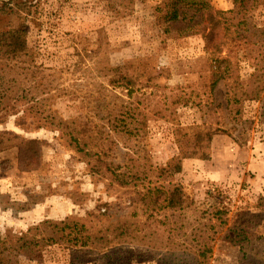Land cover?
I'll return each mask as SVG.
<instances>
[{
  "label": "rangeland",
  "instance_id": "374dc122",
  "mask_svg": "<svg viewBox=\"0 0 264 264\" xmlns=\"http://www.w3.org/2000/svg\"><path fill=\"white\" fill-rule=\"evenodd\" d=\"M116 1L0 0V33L22 20L28 42L18 60L0 49V243L44 219H68L85 233H103L97 252L51 244L14 264H264V209L255 205L264 197V117L260 101L241 94L263 80L255 78L257 53H238L241 84L226 106L234 77L210 86L215 66L202 36L164 32L167 0ZM207 1L223 12L234 6ZM240 18L250 29L264 26V0ZM10 102L19 114L5 115ZM58 117L71 121L68 130L86 132V140L76 136L89 148L109 154L100 174L55 126ZM176 123L226 131L213 136L208 159L180 158ZM105 160L127 171L125 185L105 172ZM165 165L200 207L228 211L203 260L184 249L197 248V224L185 223L197 213L134 203L138 193L168 187L156 171Z\"/></svg>",
  "mask_w": 264,
  "mask_h": 264
},
{
  "label": "trees",
  "instance_id": "16d2710c",
  "mask_svg": "<svg viewBox=\"0 0 264 264\" xmlns=\"http://www.w3.org/2000/svg\"><path fill=\"white\" fill-rule=\"evenodd\" d=\"M128 1L130 0H118L116 2L124 5ZM258 1L260 0H233V8L230 11L223 12L214 9L207 0H167L164 9V32L167 33L172 30L175 35L200 34L202 36L208 57L212 65L215 66V70L211 73L213 80L210 86H214L219 79L229 80L234 77V87L229 86L226 91V106L232 100H237L236 90L241 84L237 73L238 53L245 48H249L250 52L255 51L257 54L252 57L257 71L255 78L263 80L254 85L251 90H243L241 94L247 98L259 100L264 117V26L250 29L244 25L243 20L240 18L256 8ZM4 6H7V3ZM0 49H3L4 54L12 60L24 57L28 51V42L27 30L22 20L16 26H11L0 33ZM223 51L225 54L222 55ZM124 68L125 66L122 64L113 67L112 70ZM6 99H13V97H6ZM6 114H19L16 102H10L7 105ZM22 119L23 116H18V122L22 123ZM54 123L57 128L63 130L66 135H69L76 142V144L74 142V147L76 151L80 152L81 157L85 159L92 157L94 162L89 164L90 170L94 174H100L103 170L102 159L109 154L101 153L102 149L100 148L96 150L92 147L89 148L79 140L76 135H81L82 139L86 140L88 134L80 130H68L71 121L58 117ZM224 131H226L224 127L212 126L208 123H194L192 125L176 123L175 136L179 157L208 159L213 136ZM37 141L40 142L39 139L24 140L28 146ZM112 144L117 145L114 141H112ZM141 149L143 148L140 147L139 151ZM35 155L36 152L32 150L29 156L32 158ZM105 163L107 166L105 172H111L119 185H125L127 183V180H125V177L128 176L127 171L112 168V163L107 160H105ZM156 171L158 176H165V178L170 179L168 187H154V189L147 190L146 193H138L139 196L134 199V203L138 204L143 201L147 206L168 209L173 215L177 210L197 213L192 220L186 218L185 221L187 226H191L192 221L197 224L192 230V232L195 231L194 246H197V248L192 250L191 246L193 245L188 243L184 249L187 254L192 255V253H195L196 257L201 260L207 258L213 249L210 240L215 239V222L220 220L223 214L226 215L228 211L220 210L217 206H214L217 210L209 212L207 208L200 207L189 192L187 184L171 180L174 172L169 165L159 166ZM147 200H150L148 204ZM255 205L264 209V197L260 196ZM197 222L200 223V226ZM81 228L82 225L79 226L77 221L44 219L30 226L20 237L10 240L7 244L0 243V264L17 263L16 259L19 255L30 256L39 251L40 248L51 244L64 246L70 250L86 251L90 255L97 252L104 244L103 233L88 234ZM201 230L207 231L208 234L201 232ZM210 230L213 232L211 233ZM192 232L187 233L186 237L192 235ZM170 251L172 255L174 250L171 249ZM78 262L80 260L73 259L68 264ZM170 262L174 261L171 260Z\"/></svg>",
  "mask_w": 264,
  "mask_h": 264
}]
</instances>
